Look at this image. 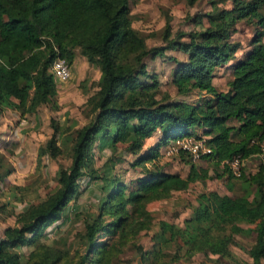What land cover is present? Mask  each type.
Returning a JSON list of instances; mask_svg holds the SVG:
<instances>
[{"label": "trees", "instance_id": "obj_1", "mask_svg": "<svg viewBox=\"0 0 264 264\" xmlns=\"http://www.w3.org/2000/svg\"><path fill=\"white\" fill-rule=\"evenodd\" d=\"M129 1L0 0V113L12 109L22 116L31 115L41 105L58 110L57 83L49 72L56 57L63 58L71 70L77 50L99 70L96 91L84 102L87 122L63 138L71 142L68 166L57 169V185L51 193L17 213L14 225L4 228L0 264H62L63 254L40 240L78 197L83 178L98 182V198L96 213L83 223L84 251L75 264H112L124 247L133 249L139 264H174L196 254L202 256L201 264L222 260L261 264L264 160L254 173L242 168L239 177H233L224 162L236 155L252 158L264 138V0H231L229 8L211 0L209 11L190 18L198 28L187 32L171 34L166 18L163 44L153 47H147L132 27ZM194 1L187 0L188 4ZM248 19L256 26L251 48L228 65L227 90L218 91L212 83L214 70L234 59L240 44L231 36L237 22ZM168 50L184 56L183 60L167 58L173 63L170 82L178 94L197 91L200 97L193 103L161 93L157 75L147 70L146 58L163 57ZM51 128V136L38 148L39 157L60 155L58 137L64 129L57 123H51ZM155 134L156 142L145 146L146 139ZM185 136L205 138L211 152L202 159L220 167V174L198 170L182 154L178 158L188 163L185 177L158 164L160 149ZM119 145L133 157L130 166L143 170L128 183L114 174L112 163L93 166L94 148L98 153L115 154ZM10 172L0 153V179ZM213 177H224L226 189L238 179L242 191L251 189V198L214 190L200 192L181 226L161 220L149 248L136 242L152 225L148 203ZM236 236L252 237L248 248H240L250 261H241L232 253ZM35 245H39L32 253L35 257L31 254L20 261L13 256L15 249Z\"/></svg>", "mask_w": 264, "mask_h": 264}, {"label": "rangeland", "instance_id": "obj_2", "mask_svg": "<svg viewBox=\"0 0 264 264\" xmlns=\"http://www.w3.org/2000/svg\"><path fill=\"white\" fill-rule=\"evenodd\" d=\"M210 1L195 0L192 4H188L187 0H130L128 7L131 25L144 37L147 47L159 46L163 44L161 36L166 18L170 19L171 34L176 31L187 32L196 29L198 27L194 26L190 18L209 11ZM215 2L219 7L231 6V0L221 2L215 0ZM255 29L254 20L237 22L236 31L232 34L231 40L238 42L240 49L234 54L232 61L215 68L212 83L218 91L227 90V82L231 79L228 65L235 59L242 58L251 48ZM261 42L264 44V37L261 38ZM74 56V61L71 63V77L64 83L56 84L58 110L53 111L41 105L31 115L22 116L12 109H4L0 113V153L11 169L6 177L0 179V237L5 227L14 225L17 213L28 205L40 202L56 188L57 169L60 166H68L70 162L71 142L63 138L71 135L72 130L81 127L88 120L84 102L87 96L96 91L99 70L95 65L87 63L77 50ZM169 56L178 60L184 59L180 52L168 50L163 57L146 58L144 61L147 70L157 75L161 93L172 100L195 102L200 97L197 91L181 95L171 84L170 72L173 63L167 59ZM51 123H57L64 129L63 135L58 137L60 155L55 159L37 155L38 148L43 146L52 134ZM231 124L234 122L232 121ZM156 137L153 135L146 139L145 146L154 144ZM93 155L95 168L112 163L114 174L124 182H130L143 172L140 167L130 166L133 157L123 151L122 145L118 146L115 154H110L108 150L98 153L94 148ZM159 159L158 164L165 171L178 173L181 177L186 176L188 163L180 161L178 157L171 159L160 157ZM260 162L259 158H249L244 161L245 173H254ZM194 164L198 170H206L211 176L214 173H221L220 167H214L202 158ZM146 166L149 165L146 164ZM224 181L223 178L214 177L202 182L194 181L189 183L187 189L173 192L169 198L148 203L146 208L151 213L152 225L149 230L138 235L136 242L143 249L149 248L151 236L158 231V222L161 220L181 226L183 219L190 215L192 208L196 205V197L200 192L214 190L219 194L227 192L230 196L244 193L243 195L251 198V189L241 191L238 179L232 183L230 189H225ZM98 185L97 181L89 182L87 178H83L78 197L68 204L59 221L45 229V236L41 238L40 244L63 254L62 264H75L84 251L81 238L83 223L96 213ZM235 240L236 244L231 246L234 256L241 261H250L243 249L249 247L252 237L236 236ZM38 246L15 249L13 256L20 261H25ZM31 257H35L34 254ZM202 261V256L196 254L188 261L181 259L174 264H201ZM112 264H139L138 256L130 247H124ZM206 264H213V262L207 261ZM218 264L230 263L222 260ZM261 264H264V260Z\"/></svg>", "mask_w": 264, "mask_h": 264}, {"label": "built area", "instance_id": "obj_3", "mask_svg": "<svg viewBox=\"0 0 264 264\" xmlns=\"http://www.w3.org/2000/svg\"><path fill=\"white\" fill-rule=\"evenodd\" d=\"M54 81L57 84L66 82L71 75L70 67L63 58L56 57L52 60L49 67ZM258 153L252 158L264 160V138L258 143ZM211 149L205 143V138H195L193 136L178 137L170 141L160 149V155L164 158L179 157L181 154L194 163L203 156L210 154ZM245 159H241L238 155L233 156L230 160L225 161L230 174L233 177H239ZM244 169V168H243Z\"/></svg>", "mask_w": 264, "mask_h": 264}, {"label": "crops", "instance_id": "obj_4", "mask_svg": "<svg viewBox=\"0 0 264 264\" xmlns=\"http://www.w3.org/2000/svg\"><path fill=\"white\" fill-rule=\"evenodd\" d=\"M156 135V134H155ZM160 161V160H159ZM223 179H224V177H223ZM225 180V179H224ZM235 181V180H234ZM224 187H225V189H226V185H227V182H226V180L224 181ZM242 191V190H241ZM225 194H228L227 192L225 193ZM244 194V193H243ZM243 194H241V195H243ZM230 196V195H229ZM234 196H238V195H234ZM248 199H250V198H248ZM250 227V226H249Z\"/></svg>", "mask_w": 264, "mask_h": 264}]
</instances>
